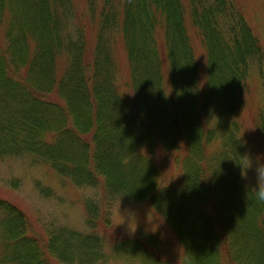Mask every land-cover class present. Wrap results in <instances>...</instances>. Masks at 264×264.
I'll return each instance as SVG.
<instances>
[{"label":"trees","instance_id":"16d2710c","mask_svg":"<svg viewBox=\"0 0 264 264\" xmlns=\"http://www.w3.org/2000/svg\"><path fill=\"white\" fill-rule=\"evenodd\" d=\"M22 2L32 10L24 25L33 21L35 28L15 27L21 24L14 6ZM86 2L98 20H79L77 41L68 46L61 28L75 2L0 0L6 44L0 49V147L36 153L77 185L97 180L105 201L124 195L145 202L182 250L176 261L166 258L158 237L124 235L106 208L96 214L92 204L86 205L90 233L67 235L60 245L1 197L0 209L9 217L0 224V264H73L72 250L93 259L97 226L109 235L113 252L139 245L147 256L143 264H264V202L241 187L233 168L243 165V146L233 141V131L231 163L223 154L211 160L210 130L203 124L204 101L231 115L245 108L252 135L264 142L263 111L249 97L242 99L246 72L253 66L264 70V32L247 21L241 0ZM115 39L128 58L126 81L136 90L131 100L110 75ZM197 45L204 53L201 65ZM153 99L160 119L147 106ZM159 143L166 153L183 152L178 182L159 179L152 156Z\"/></svg>","mask_w":264,"mask_h":264},{"label":"rangeland","instance_id":"374dc122","mask_svg":"<svg viewBox=\"0 0 264 264\" xmlns=\"http://www.w3.org/2000/svg\"><path fill=\"white\" fill-rule=\"evenodd\" d=\"M58 1L60 2V0ZM71 1L72 3L75 2V7H73L71 12L64 15L65 22H62L61 28L62 43L64 45L67 43L68 46L72 45L73 41H77L79 20L83 21L86 15H89V20L90 18L94 22L98 20L97 14L93 17V13L89 10L86 0ZM241 2L243 3V9L245 7L244 10H247L249 13V15L246 14L248 17L246 18L247 21L257 26L261 32H264V0H259L254 4L251 0H241ZM25 3L22 2L14 6V9L18 7L16 11L19 14L16 20L21 24L20 27L16 25L15 27L21 31L26 27H36V25H31L33 21L29 25H24V22L29 18V14H32V10H28L24 6ZM59 11L60 8L58 7L57 12ZM2 29L0 28V49L6 48L4 39H1L3 35ZM116 30L111 29L110 31L114 33ZM106 35L105 33L104 37L107 38L108 36ZM262 38L264 40V36ZM94 41H92V44H97L98 41ZM103 41H99L98 46ZM118 41L117 39L114 41L116 43L114 48H112L111 56L114 61L115 75H113L114 73L111 70L110 75L112 79L114 78L115 86L123 98L131 100V98H134V95L136 97V90L132 89L128 80L126 81L129 74L127 68L129 62L124 45H119ZM70 54L71 51L68 52V56ZM61 56H63V59H66L64 55ZM196 57L199 58L201 65V60H204V53L200 46L197 47ZM247 75H249L248 79L250 80L245 81L248 87L242 88L247 93L243 94L242 99L249 97L254 107L261 109L264 115V70L253 66L248 73L246 72ZM245 83L244 85H246ZM147 106L151 110H155L156 118H161V111L156 100L153 99L151 105L148 104ZM203 108H206L203 112V124L210 130V146H208L207 150L210 159L218 161L221 157L217 156L223 154L224 159L226 158L231 163L230 158L233 157L235 145L229 142V137L231 132L234 131L232 135L236 134V138L232 139L243 146L245 159L243 165L239 168L232 163L233 168H235V173L239 172L241 187L255 191L256 176L254 167L257 163L264 164V142H261L258 137L252 135L249 116L244 113L246 109H241L243 111L240 110L238 115H231L228 110H225L226 113H224V110L221 111L220 105L215 101L209 104L204 101ZM233 122L239 123L238 127L235 125L234 127L232 125ZM251 135L253 139H251ZM45 139L48 138L46 137ZM255 145L262 150L259 152ZM141 151L146 153L147 149L143 148ZM152 156L154 164L160 170L159 179H165L166 177L169 181L178 182L177 173L181 169L179 163L182 160L183 152L170 151V153H166L165 148L159 143ZM249 159L254 162V166L253 168L246 169ZM100 189L101 186L97 180L93 185L90 183L77 185L70 177L56 173L36 153H25L18 150H10L4 146L0 147V198H4L8 204H12L21 209L23 213H26L34 222L33 225H35L36 232H39V234L45 233L46 235L49 232L55 235L56 239L60 241V245H62V239L67 237V235L76 237L77 234H89L91 229L86 222V205L92 204L95 205L96 214L103 213L104 208H106L107 218L110 219L114 227L122 234L129 235L133 239H143L148 235L158 237L164 243V255L166 258L176 261L179 252L182 250L181 246L174 239L169 227L163 221L160 214L153 212L145 202L124 195H117L115 198L111 197L110 199L107 198L105 201ZM100 202L102 205H100ZM201 210L203 209L201 208ZM206 210L209 211L208 208ZM8 217L9 215L0 209V224ZM130 230L135 231L131 232ZM95 231L99 234V244L98 247L95 246V256H93V259H81L78 255L79 253L76 250H72L73 258H71V262L73 264H143L147 256L144 251L140 248L138 249L139 245L135 244L129 249L132 251L131 253L128 250L113 252L114 244L110 241L109 235L98 226ZM1 232L3 231L0 228Z\"/></svg>","mask_w":264,"mask_h":264},{"label":"clouds","instance_id":"9594fccd","mask_svg":"<svg viewBox=\"0 0 264 264\" xmlns=\"http://www.w3.org/2000/svg\"><path fill=\"white\" fill-rule=\"evenodd\" d=\"M254 162L249 159V163L246 169L253 168ZM255 176H256V187L254 197L260 202H264V164L257 163L254 167ZM210 177V176H209ZM137 227V226H136ZM136 229V228H135ZM134 232L133 230H130Z\"/></svg>","mask_w":264,"mask_h":264}]
</instances>
